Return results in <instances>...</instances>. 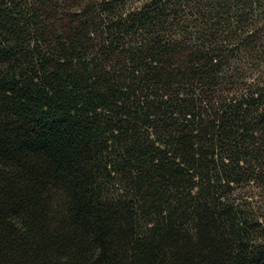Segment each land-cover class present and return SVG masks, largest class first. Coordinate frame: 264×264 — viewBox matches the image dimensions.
Here are the masks:
<instances>
[{"label":"trees","instance_id":"16d2710c","mask_svg":"<svg viewBox=\"0 0 264 264\" xmlns=\"http://www.w3.org/2000/svg\"><path fill=\"white\" fill-rule=\"evenodd\" d=\"M0 264H264V0H0Z\"/></svg>","mask_w":264,"mask_h":264}]
</instances>
